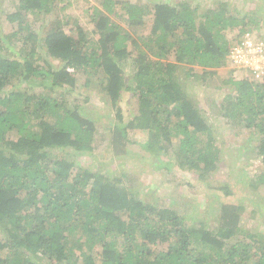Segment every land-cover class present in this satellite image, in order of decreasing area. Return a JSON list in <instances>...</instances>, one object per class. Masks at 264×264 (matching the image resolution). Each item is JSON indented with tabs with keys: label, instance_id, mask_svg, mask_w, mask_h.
Returning a JSON list of instances; mask_svg holds the SVG:
<instances>
[{
	"label": "trees",
	"instance_id": "trees-1",
	"mask_svg": "<svg viewBox=\"0 0 264 264\" xmlns=\"http://www.w3.org/2000/svg\"><path fill=\"white\" fill-rule=\"evenodd\" d=\"M56 1L17 0L7 14L19 56L0 24V264H264V232H245L241 204L221 203L215 227L188 222L177 208L146 200L127 179L84 166L79 157L96 149L97 120L68 96L80 79L89 86L95 80L112 108L117 155L129 153L133 131H145L134 142L157 168L176 165L207 179L222 151L212 124L182 89L179 66L189 67L187 75L200 68L194 73L203 80L214 75L227 66L231 46L252 32L253 17L228 1L201 9L187 0H100L85 8L89 25L73 27L50 18ZM16 80L43 90L6 91ZM223 85L221 115L258 133L264 162V75ZM55 89L67 91L56 96ZM125 91L137 106L128 120L120 105ZM257 179L264 183V171Z\"/></svg>",
	"mask_w": 264,
	"mask_h": 264
},
{
	"label": "rangeland",
	"instance_id": "rangeland-1",
	"mask_svg": "<svg viewBox=\"0 0 264 264\" xmlns=\"http://www.w3.org/2000/svg\"><path fill=\"white\" fill-rule=\"evenodd\" d=\"M17 0H0V24L2 30L8 36V41L14 46L13 55H21V49L15 44L13 24L7 19V14L13 12ZM102 1V0H101ZM100 0H57V8L50 18L55 16L64 18V25L69 22L73 27L80 24L89 25V12L85 10L91 5H100ZM156 1H169L176 3L182 0H139V2L152 4ZM201 5V9L215 7L218 2L228 1L238 13H248L254 19L252 32L264 37V0H187ZM69 3V4H68ZM64 7L61 9L60 7ZM49 18V16H47ZM50 18L45 25L50 22ZM256 27H255V26ZM129 30L135 32L131 27ZM43 29V28H42ZM75 29V28H74ZM148 28H138L148 33ZM238 34V29L234 32ZM55 64L57 60L51 56L48 58ZM132 61L128 58L124 62L125 69L130 70ZM179 80L182 89L197 103L206 119L212 124L216 132L218 144L221 148L222 161L217 171L209 175L207 179H201L192 170L181 169L176 165L169 170L157 168L152 164L154 157L145 147L138 145L135 140L144 139L147 132L135 130L130 134L133 142L129 143L126 155H117L112 148V108L108 103L107 95L101 86L94 81L92 85H85V79L79 80L78 87L68 94L73 100H78L84 111L97 120L95 136V151L93 155H83L79 159L84 166L91 169L101 170L116 177L127 179L129 185H138L142 190L141 196L146 200L153 201L159 206L175 207L188 220H203L208 226L215 227L220 214V204L223 202H235L241 204V227L245 232H264V183L257 181L258 176L264 171V162L258 155L255 145L258 133H253L236 124H232L221 115V108L227 95L228 88L223 85L230 77L240 78L247 75L246 71L234 68L230 62L226 67L219 68L214 75L207 76L204 80L200 75L201 69L190 70L185 65L179 66ZM9 85L6 91L17 89H29L30 92L43 90L42 86L28 82H20V86ZM29 91V90H28ZM67 90L55 89L52 93L59 96ZM120 100L124 110L125 119H130L136 112L135 101L126 91ZM114 119V117L112 118ZM127 174V177L123 175ZM259 183V184H258ZM229 188L228 194L221 186Z\"/></svg>",
	"mask_w": 264,
	"mask_h": 264
},
{
	"label": "built area",
	"instance_id": "built-area-1",
	"mask_svg": "<svg viewBox=\"0 0 264 264\" xmlns=\"http://www.w3.org/2000/svg\"><path fill=\"white\" fill-rule=\"evenodd\" d=\"M230 64L247 72V76L259 79L264 75V41L252 32H247L231 46Z\"/></svg>",
	"mask_w": 264,
	"mask_h": 264
},
{
	"label": "clouds",
	"instance_id": "clouds-1",
	"mask_svg": "<svg viewBox=\"0 0 264 264\" xmlns=\"http://www.w3.org/2000/svg\"><path fill=\"white\" fill-rule=\"evenodd\" d=\"M241 71H243V70H241ZM247 76V75H246ZM247 77H249V76H247Z\"/></svg>",
	"mask_w": 264,
	"mask_h": 264
}]
</instances>
